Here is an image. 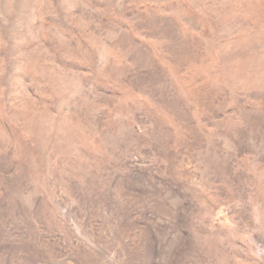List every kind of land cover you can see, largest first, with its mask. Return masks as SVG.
<instances>
[{
  "label": "rangeland",
  "instance_id": "obj_1",
  "mask_svg": "<svg viewBox=\"0 0 264 264\" xmlns=\"http://www.w3.org/2000/svg\"><path fill=\"white\" fill-rule=\"evenodd\" d=\"M0 264H264V0H0Z\"/></svg>",
  "mask_w": 264,
  "mask_h": 264
}]
</instances>
